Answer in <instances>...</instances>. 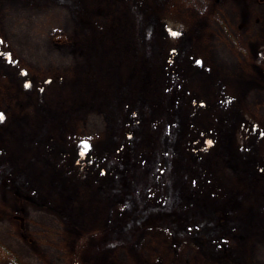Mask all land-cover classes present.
<instances>
[{"label": "rangeland", "instance_id": "obj_1", "mask_svg": "<svg viewBox=\"0 0 264 264\" xmlns=\"http://www.w3.org/2000/svg\"><path fill=\"white\" fill-rule=\"evenodd\" d=\"M0 117V264H264V0H0Z\"/></svg>", "mask_w": 264, "mask_h": 264}, {"label": "trees", "instance_id": "obj_2", "mask_svg": "<svg viewBox=\"0 0 264 264\" xmlns=\"http://www.w3.org/2000/svg\"><path fill=\"white\" fill-rule=\"evenodd\" d=\"M251 132H252V131H251ZM251 132H250V133H251ZM242 134H243V133H239V131H238V132L236 133V136H237V137H242V136H241ZM249 137H250V135H249ZM248 143H249V139H248Z\"/></svg>", "mask_w": 264, "mask_h": 264}, {"label": "snow or ice", "instance_id": "obj_3", "mask_svg": "<svg viewBox=\"0 0 264 264\" xmlns=\"http://www.w3.org/2000/svg\"><path fill=\"white\" fill-rule=\"evenodd\" d=\"M0 119H2V117H0Z\"/></svg>", "mask_w": 264, "mask_h": 264}]
</instances>
